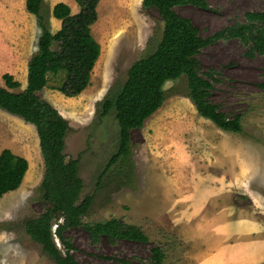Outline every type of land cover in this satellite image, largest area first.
<instances>
[{"label": "rangeland", "instance_id": "obj_1", "mask_svg": "<svg viewBox=\"0 0 264 264\" xmlns=\"http://www.w3.org/2000/svg\"><path fill=\"white\" fill-rule=\"evenodd\" d=\"M59 1L72 13L79 9L74 0H44L51 32L60 27V20L50 15ZM141 1L99 0L90 30L100 54L89 84L78 95L66 97L52 87L60 81L59 73L49 75L40 93L71 126L64 153L66 159L79 156L80 197L93 194L83 221L117 218L139 226L148 237L145 243L105 236L93 240L83 227L69 228L65 234L82 264H120L117 258L150 264L153 246L164 251L163 264H194L206 244L215 240L218 224L252 218L264 232V88L259 85L264 81V54L247 55L237 38L218 39L197 58L200 74L208 78L211 100L228 116L241 115L242 132L223 131L201 117L181 76L165 82L162 104L130 131L129 155L102 173L117 147L118 125L113 109L98 115L101 101L118 91L128 67L153 48L162 28L157 12L143 9ZM206 1L205 9L175 7L202 36L244 22L245 12L264 7V0ZM39 34L25 0H0L1 84V75L9 72L20 82L13 91L25 87ZM52 48L64 49L65 43L55 41ZM209 70L215 79L206 74ZM5 147L25 157L28 169L20 186L0 200V264H55L22 225L44 209L39 187L44 166L36 129L0 108V149Z\"/></svg>", "mask_w": 264, "mask_h": 264}, {"label": "trees", "instance_id": "obj_2", "mask_svg": "<svg viewBox=\"0 0 264 264\" xmlns=\"http://www.w3.org/2000/svg\"><path fill=\"white\" fill-rule=\"evenodd\" d=\"M78 11L56 2L50 15L60 20V27L51 32L49 20L43 13L44 0H25V9L36 18L40 28L37 50L27 64L26 85L13 91L20 82L9 72L1 75L0 108L34 125L43 160L40 181L44 209L23 221L25 233L41 246L55 264H82L73 255L75 246L66 230L83 227L96 240L100 236L139 243L148 240L136 225L117 218L92 223L83 221L93 200V194L80 197L82 180L78 175L79 156L66 159L65 139L71 126L68 120L41 91L48 85L49 75L61 73L60 81L52 86L66 97L82 92L89 84L90 75L100 54V44L93 37L90 26L97 19L99 0H74ZM190 4L208 8L206 0H142L143 9L153 8L162 22L160 36L153 48L131 63L126 78L113 95L104 97L99 116L113 109L118 125L117 147L105 163V173L114 163L130 153V131L139 128L163 102L164 84L181 76L186 78L187 95L196 112L210 120L217 128L234 133L242 132L241 115L228 116L211 100L208 78L200 74L197 54L201 49L222 38H237L245 46V53L264 54V7L247 11L244 22L234 23L202 36L190 18L178 14L176 6ZM55 41L65 43L64 49L55 50ZM206 74L215 79L211 70ZM264 88V81L259 84ZM28 169L25 157L5 147L0 150V199L17 189ZM57 240V242H56ZM165 253L160 246L150 248V264H163ZM120 264H132L117 258Z\"/></svg>", "mask_w": 264, "mask_h": 264}, {"label": "crops", "instance_id": "obj_3", "mask_svg": "<svg viewBox=\"0 0 264 264\" xmlns=\"http://www.w3.org/2000/svg\"><path fill=\"white\" fill-rule=\"evenodd\" d=\"M216 227V241L206 244L205 253L194 264H264L262 224L246 218L240 223L236 221L234 224H218ZM237 236H244V239H238Z\"/></svg>", "mask_w": 264, "mask_h": 264}, {"label": "bare ground", "instance_id": "obj_4", "mask_svg": "<svg viewBox=\"0 0 264 264\" xmlns=\"http://www.w3.org/2000/svg\"><path fill=\"white\" fill-rule=\"evenodd\" d=\"M133 0H131V2H132ZM130 7H131V5H130ZM131 9H133V8H131ZM133 11V10H132Z\"/></svg>", "mask_w": 264, "mask_h": 264}]
</instances>
